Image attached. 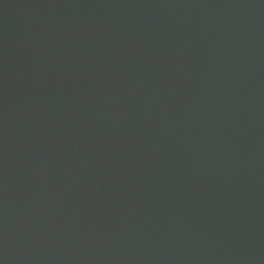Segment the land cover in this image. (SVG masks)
<instances>
[{
	"label": "water",
	"instance_id": "water-1",
	"mask_svg": "<svg viewBox=\"0 0 264 264\" xmlns=\"http://www.w3.org/2000/svg\"><path fill=\"white\" fill-rule=\"evenodd\" d=\"M0 264H264V0H0Z\"/></svg>",
	"mask_w": 264,
	"mask_h": 264
}]
</instances>
